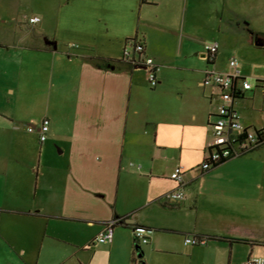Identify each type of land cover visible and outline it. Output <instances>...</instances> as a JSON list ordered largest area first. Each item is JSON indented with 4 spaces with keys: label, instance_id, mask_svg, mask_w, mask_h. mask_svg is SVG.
<instances>
[{
    "label": "crops",
    "instance_id": "crops-1",
    "mask_svg": "<svg viewBox=\"0 0 264 264\" xmlns=\"http://www.w3.org/2000/svg\"><path fill=\"white\" fill-rule=\"evenodd\" d=\"M248 5L264 13V1L0 0V264L264 260V144L202 169L222 102L205 74L237 59L246 79L264 80V22ZM135 41L159 66L154 89L123 60ZM232 109L263 129L264 89ZM45 118L41 142L28 126ZM179 187L184 199L167 200ZM117 220L113 240L97 242Z\"/></svg>",
    "mask_w": 264,
    "mask_h": 264
},
{
    "label": "built area",
    "instance_id": "built-area-1",
    "mask_svg": "<svg viewBox=\"0 0 264 264\" xmlns=\"http://www.w3.org/2000/svg\"><path fill=\"white\" fill-rule=\"evenodd\" d=\"M38 18L32 21H38ZM218 51L217 43H208L205 45V58L212 62L215 59ZM123 60L132 63L134 66H141L146 71L147 81L151 88H156L159 81L157 73L159 66L151 59L144 57L143 44L133 42L130 48H127L123 52ZM230 72L221 73L215 71H208L205 74L202 82L203 86H218L222 89V102L219 106L217 121L214 125V140L211 147L208 150L207 157L202 163L203 170H209L213 168V163L218 162L222 158L238 156L242 150H252L258 142L256 132H260L262 139L264 140V128L261 130H253L246 128L241 122H239L236 113L232 109V103L235 100L234 93H240L242 91L251 90L254 87L264 89V80H257L254 83L246 79L242 75V71L237 59H232L229 62ZM37 130L40 134V141L44 142L47 139L50 130V120L48 118L43 119L38 126H28V131L33 132ZM245 138H240L244 136ZM236 136V137H235ZM241 140H239L238 138ZM238 139V140H237ZM230 158V159H231ZM171 178L179 183L183 184V171L181 167L175 168L171 174ZM185 197L184 191L179 187L166 196L169 201H181ZM118 224L117 221L109 222L105 225V230L97 237V242L101 244H108L113 240L114 227ZM148 232L143 226H136L133 229L135 239L143 245L149 243ZM208 239L204 237H186L185 245H205ZM245 264H264L263 259L252 258Z\"/></svg>",
    "mask_w": 264,
    "mask_h": 264
},
{
    "label": "trees",
    "instance_id": "trees-1",
    "mask_svg": "<svg viewBox=\"0 0 264 264\" xmlns=\"http://www.w3.org/2000/svg\"><path fill=\"white\" fill-rule=\"evenodd\" d=\"M136 42V41H135ZM139 43H141V44H143L142 42H139ZM143 46H144V44H143ZM95 59H97V60H103V62H105V64L106 65H108L109 64V66H111L110 65V62L109 61H105L104 59H101V58H95ZM214 61V60H213ZM126 63H128L130 66H133V64L132 63H130V62H127V61H125ZM241 97V94L240 93H234V99L236 100V99H238V98H240ZM257 133V137H258V142H257V144L255 145V148H257V147H259V146H261V145H263L264 144V140L262 139V137H261V134H260V132H256ZM236 137V136H235ZM246 137V133L244 134V136H241L240 138H245ZM237 138H238V136H237ZM240 138H238L239 140H241ZM237 139V140H238ZM249 151H251V150H242V152L241 153H239L238 154V156H240V155H243V154H245V153H247V152H249ZM231 157H228V158H222L221 160H219L218 162H216V163H213V167H215V166H218V165H220V164H222V163H224L225 161H227V160H229ZM118 224H124V220H118ZM117 224V225H118ZM139 226V225H138ZM136 226H134V228H135ZM133 228V229H134ZM147 230H150L149 228H147V227H145ZM202 237H204V238H207L208 240H210V238L209 237H207V236H202ZM224 240H230V241H233V242H237V243H244V244H249L250 243V241L249 240H243V239H230V238H223ZM260 245H263L264 246V243H260Z\"/></svg>",
    "mask_w": 264,
    "mask_h": 264
},
{
    "label": "rangeland",
    "instance_id": "rangeland-1",
    "mask_svg": "<svg viewBox=\"0 0 264 264\" xmlns=\"http://www.w3.org/2000/svg\"><path fill=\"white\" fill-rule=\"evenodd\" d=\"M237 1H248L249 2V4L250 3H252V2H256V1H264V0H237ZM250 8V9H249ZM254 7H251V5H248L247 6V8H246V12L248 13V14H250V16H254V15H257L256 17H261V18H263V22H264V13L262 14V8L261 7H257V8H254ZM243 9H244V7H243ZM243 14H245L244 12H243ZM247 15V14H246ZM255 82V81H254ZM254 82H252V83H254ZM149 86V85H148ZM149 88H150V86H149ZM260 250H262V251H264V247L263 248H260Z\"/></svg>",
    "mask_w": 264,
    "mask_h": 264
}]
</instances>
